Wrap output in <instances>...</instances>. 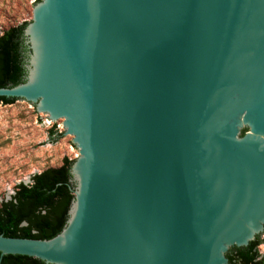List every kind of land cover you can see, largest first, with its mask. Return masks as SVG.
I'll list each match as a JSON object with an SVG mask.
<instances>
[{
	"label": "water",
	"instance_id": "1",
	"mask_svg": "<svg viewBox=\"0 0 264 264\" xmlns=\"http://www.w3.org/2000/svg\"><path fill=\"white\" fill-rule=\"evenodd\" d=\"M21 38L0 97L71 137L73 198L0 258L227 264L264 232V0H38Z\"/></svg>",
	"mask_w": 264,
	"mask_h": 264
},
{
	"label": "trees",
	"instance_id": "2",
	"mask_svg": "<svg viewBox=\"0 0 264 264\" xmlns=\"http://www.w3.org/2000/svg\"><path fill=\"white\" fill-rule=\"evenodd\" d=\"M26 23L10 27L0 35V87L15 86L23 81L26 48L21 38ZM17 99L0 97V104H12ZM52 137L53 129L48 132ZM61 137L56 134L54 138ZM73 160L64 158L56 168H46L31 177L29 184L15 187L9 200L0 203V235L11 238L50 239L58 234L67 219L73 193L69 183V168ZM264 236V232L261 234ZM247 247L231 248L227 264H264L257 246L260 236ZM264 240V239H263ZM0 264H44L26 256L6 255Z\"/></svg>",
	"mask_w": 264,
	"mask_h": 264
},
{
	"label": "rangeland",
	"instance_id": "3",
	"mask_svg": "<svg viewBox=\"0 0 264 264\" xmlns=\"http://www.w3.org/2000/svg\"><path fill=\"white\" fill-rule=\"evenodd\" d=\"M37 1L0 0V35L10 27L30 22ZM50 129L54 131L52 137ZM56 134L61 137L54 138ZM70 140L61 125L55 127L33 105L0 104V203L10 199L18 184H29L33 175L59 167L64 158L74 160L77 151ZM256 248L264 258V242Z\"/></svg>",
	"mask_w": 264,
	"mask_h": 264
}]
</instances>
